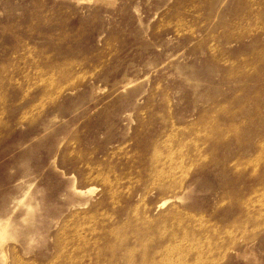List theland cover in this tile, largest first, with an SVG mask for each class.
<instances>
[{"label": "rangeland", "instance_id": "1", "mask_svg": "<svg viewBox=\"0 0 264 264\" xmlns=\"http://www.w3.org/2000/svg\"><path fill=\"white\" fill-rule=\"evenodd\" d=\"M0 218V264H264V0H0Z\"/></svg>", "mask_w": 264, "mask_h": 264}, {"label": "bare ground", "instance_id": "2", "mask_svg": "<svg viewBox=\"0 0 264 264\" xmlns=\"http://www.w3.org/2000/svg\"><path fill=\"white\" fill-rule=\"evenodd\" d=\"M237 115V114H236ZM151 117V116H150ZM213 119V118H212ZM148 122V121H147ZM208 122V121H207ZM235 122V121H234ZM149 124V123H148ZM210 124H206V126H209ZM205 126V127H206ZM144 128H146V127H144ZM149 128V127H148ZM174 129V128H173ZM229 129V128H228ZM207 130V129H206ZM205 130V131H206ZM232 130H233V128H232ZM237 131V130H236ZM175 131H173V133H174ZM212 132V131H211ZM197 133H198V131H197ZM201 133V132H200ZM202 133H205V132H202ZM207 133V132H206ZM223 133V132H222ZM228 133V132H227ZM172 134V133H171ZM175 134V133H174ZM163 135V134H162ZM177 135V134H176ZM203 135V134H202ZM172 136V135H171ZM175 136V135H174ZM200 136V135H199ZM172 138V137H171ZM174 138V137H173ZM172 138V139H173ZM175 138H176V136H175ZM174 138V139H175ZM160 139V138H159ZM164 139V138H163ZM169 140V139H168ZM177 140V139H176ZM189 140V139H188ZM224 140V139H223ZM160 141V140H159ZM162 142H164V144H166L165 142L167 141H164V140H161ZM185 141H187V140H185ZM193 141V140H192ZM157 142V141H156ZM194 142V141H193ZM197 142V141H196ZM172 143H173V141H172ZM177 143V142H176ZM175 143V144H176ZM179 143L181 144V142L179 141ZM191 143V142H190ZM154 144H155V142H154ZM163 144V143H162ZM163 144V145H164ZM185 144V143H184ZM184 144H181V146L182 145H184ZM187 144V143H186ZM169 145H171V144H169ZM172 145H174V144H172ZM196 145H198V144H196ZM207 145V144H206ZM167 146H168V144H167ZM186 146V145H185ZM170 147V146H169ZM175 147H177V145H175L174 146V149H175ZM184 147V146H183ZM187 147V146H186ZM190 147V146H189ZM195 147V146H194ZM193 147V148H194ZM201 147V146H200ZM202 147H203V145H202ZM164 148V147H163ZM168 148V147H167ZM167 148H165V149H167ZM169 149V148H168ZM172 149H173V147H172ZM171 149V150H172ZM178 149V148H177ZM181 149V148H180ZM179 150V149H178ZM177 150V151H178ZM183 150H184V148H183ZM189 150V149H188ZM198 150V149H197ZM202 150V149H201ZM166 151V150H165ZM196 151V150H195ZM173 152V151H172ZM189 152V151H188ZM201 151H199V153H200ZM213 153H214V150L212 151ZM190 153V152H189ZM188 153V154H189ZM196 153V152H195ZM195 153H193V154H195ZM171 154V153H170ZM198 154V153H197ZM169 155V154H168ZM200 155V154H199ZM170 156H172V155H170ZM183 156V155H182ZM201 156V155H200ZM263 156V155H262ZM173 157V156H172ZM183 158H186V156L185 157H183ZM193 158V157H192ZM263 159V158H262ZM174 161V160H173ZM183 161V160H182ZM202 161V160H201ZM206 161V160H205ZM204 161V162H205ZM246 161H248V160H246ZM175 162V161H174ZM173 162V163H174ZM187 162V161H186ZM199 162V161H198ZM245 162V161H244ZM213 163V162H212ZM157 164V163H156ZM186 164V163H185ZM190 164V163H189ZM189 164H187V165H189ZM235 164H236V162H235ZM244 164V163H243ZM248 164V163H247ZM180 165V164H179ZM182 165V164H181ZM197 165V164H196ZM239 165V164H238ZM244 166H245V164H244ZM247 166V165H246ZM251 166H253V165H251ZM180 167V169H181V166H179ZM231 168H232V166H231ZM246 168V167H245ZM105 180V182H106V184H108V187L110 188H108L109 189V192H110V197H112V199H113V197H114V195H115V192L114 191H112L111 189H113V186H112V184L111 183H108L107 182V179H104ZM109 180V179H108ZM110 181V180H109ZM114 182V181H113ZM115 183V182H114ZM117 183V182H116ZM115 189H116V187H114ZM74 189V188H73ZM114 189V190H115ZM93 192L94 191V188H90L89 190H87V192ZM118 191V190H117ZM80 194H84L83 192H79ZM122 193V192H121ZM108 196V195H107ZM124 197V196H123ZM179 197V196H178ZM177 197V198H178ZM234 197V196H233ZM180 199L182 198V197H179ZM248 200V204H249V199H247ZM170 201H172V197L171 198H168V199H166V200H164V201H162V203L161 204H159V208H164L166 205H167V203H170ZM242 201V200H241ZM246 201V200H245ZM244 201V202H245ZM174 202V201H173ZM114 204V203H113ZM112 204V205H113ZM116 204V203H115ZM114 204V205H115ZM244 206H247V205H244ZM150 207V206H149ZM117 208V207H116ZM151 208V207H150ZM149 208V209H150ZM252 208V207H251ZM256 209V208H255ZM122 209H120V211H121ZM151 210V209H150ZM248 210H249V208H248ZM33 211H34V208L32 207V205H28L27 206V214H31V213H33ZM120 211L118 212V213H120ZM132 211V210H131ZM252 213V212H251ZM133 214V213H132ZM145 214V213H144ZM119 216V215H118ZM130 216L131 217H133L131 214H130ZM152 221V220H151ZM151 221H149V218H148V220H146V222L144 223V225H141L140 224V226H142V230H141V237L139 236L140 235V230H139V233H136V234H139L138 235V239H137V241H136V243H135V246L136 247H139V246H141L142 244H144V246H145V239L143 238L144 237V235L148 232V234H149V232L151 231V230H154V229H156V228H154L152 225V223H151ZM156 222V220L154 221V223ZM159 222V221H158ZM116 223H117V225L119 224V222H117L116 221ZM157 223V222H156ZM124 224V223H123ZM119 225H122V223L121 224H119ZM11 226H13L12 225V223L9 221V219H6V218H0V246H2L3 245V243L5 242L4 240L5 239H7L8 238V236H9V231H10V229H11ZM135 226V225H134ZM114 227H115V225H114ZM117 227V226H116ZM129 227V226H128ZM127 227V228H128ZM131 227V226H130ZM137 227V226H136ZM156 227H157V224H156ZM233 227H234V225H233ZM124 228V227H123ZM134 228V227H133ZM115 229V228H114ZM136 229V228H135ZM134 229V230H135ZM125 230V229H124ZM129 230V229H128ZM137 230V231H138ZM156 231V230H155ZM234 232V231H233ZM135 233V232H134ZM150 233H152V232H150ZM168 237V236H167ZM127 241H128V239L126 240L125 238H122V239H120V240H117V243L115 242L114 243V246H116L115 247V249H111L110 251L112 252V253H114V255L116 254V257H117V252H120V251H118L119 250V248H123V250L125 249L124 248V246L126 245V243H127ZM169 241V242H168ZM174 241V237L171 235L170 237H168L167 239L166 238H164L163 240H162V242L161 241H159V242H161V244H160V246L161 245H163V244H166L167 242V245H169V244H171L172 242ZM156 242V241H155ZM159 242L157 241V245H159ZM153 243L154 242H152V245H153ZM214 246V245H213ZM212 246V247H213ZM126 247V246H125ZM157 247V246H156ZM155 247V248H156ZM209 247H210V245H209ZM121 248V249H122ZM155 250V249H154ZM108 251H109V249H108ZM131 251H133L131 248H129V247H126V253H125V256L127 257V262H125L126 264H130L131 263V258L133 259V253L134 252H132L131 253Z\"/></svg>", "mask_w": 264, "mask_h": 264}]
</instances>
